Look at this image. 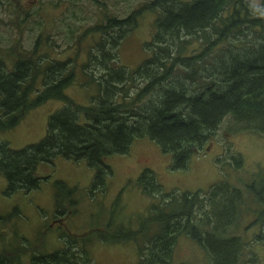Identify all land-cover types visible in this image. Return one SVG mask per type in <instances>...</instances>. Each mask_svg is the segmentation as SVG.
<instances>
[{"label":"trees","instance_id":"obj_1","mask_svg":"<svg viewBox=\"0 0 264 264\" xmlns=\"http://www.w3.org/2000/svg\"><path fill=\"white\" fill-rule=\"evenodd\" d=\"M148 13L154 15L148 53L129 70L103 38L112 37L118 44L117 38L134 30L138 18ZM17 23L13 25L22 33L25 18ZM50 32L40 33L30 51L21 49L19 41L5 51L8 61L16 55L12 67L0 59V132L16 128L28 112L48 102L61 105L50 114L40 142L20 149L0 142V174L7 195L40 189L44 179L37 174L38 166L53 165L57 157L85 161L94 170L91 197L104 193L112 175L109 158L127 154L141 139L170 154L172 170H185L230 116L236 132L264 136V0H147L125 19L104 15L85 29L77 43L85 55L87 43L80 44L92 33L97 38L80 63L79 47L66 60L52 56ZM71 86L93 87L96 93L89 102H79L67 94ZM230 160L236 170L242 168L241 156L231 155ZM250 183L245 191L226 182L205 192L166 191L153 171L143 169L136 184L150 204L136 227L115 225L110 219L78 235L61 226L76 214L80 189L55 180L54 217H66L56 224L63 246L55 249L51 237L46 241L51 221L43 222L33 243L4 229L19 214L14 210L0 218V264H22L27 255L31 264H93L88 247L92 240L134 242L137 264H179L176 251L182 236L208 260L200 264H254L243 260L246 243L236 230L248 217L252 221L244 231L258 225L259 233L251 238L264 241V179L261 185ZM118 203L119 196L111 211Z\"/></svg>","mask_w":264,"mask_h":264},{"label":"rangeland","instance_id":"obj_2","mask_svg":"<svg viewBox=\"0 0 264 264\" xmlns=\"http://www.w3.org/2000/svg\"><path fill=\"white\" fill-rule=\"evenodd\" d=\"M98 1L104 4L106 10L92 0H61V3L59 0H0V59L3 58V62L8 67H12L16 55L8 56L10 62L3 55L5 51L15 49L18 41L21 49L30 51L39 34H45L51 30L52 56L66 60L73 57L78 49L79 35L81 36L85 29L92 27L100 17L102 19L104 15H108L125 19L134 8L147 0ZM254 2L255 0H250V3ZM57 3L60 4L55 7ZM24 18L25 23L20 24L23 32L19 33V28L17 30L14 25ZM153 18L154 15L151 13L145 14L142 18L139 17L134 30L117 38L118 44L112 37L103 38L106 44H110L108 46L110 50L118 51L121 64L129 70H134L142 62L145 52L148 53L145 48L146 42L153 34ZM69 36L73 38L67 43ZM96 38L97 34L92 33L86 39L87 42H82L80 46L83 47L87 43L86 47L89 49ZM44 48L49 49V46L44 45ZM80 48L79 55L76 57L78 63L83 62L84 56L87 57V48L86 55L84 49L81 52ZM78 82L79 80L76 81L77 85ZM94 92L93 87L71 86L67 89V94L79 102H89ZM60 106L59 103L51 101L28 112L16 128L0 132V142H8L14 149L40 142L46 133L50 114ZM229 119L232 120L231 116L224 120L215 138L212 139V144H208L204 151L194 156L185 170H172L171 155L164 154L155 143L146 139L135 141L127 154L113 155L109 158L107 163L112 169V175L107 179L106 190L92 197L90 188L94 170L85 161L75 162L57 157L53 165H39L37 174L44 180L41 182L40 189L29 193L18 191L12 195L5 194L7 184L4 176L0 174V218L10 216L14 210L19 211V214L12 216L8 225L3 228L15 230L20 236L33 243L42 230L43 222L51 221L49 225L52 224V228L45 234L46 241L51 237L55 249L61 248L63 240L59 236L60 230L56 224L61 225L66 217H54L53 183L55 180H64L70 185H77L80 189V201L76 214L61 226V228L67 226L71 233L78 235L110 219L115 225L136 227L137 221L146 216L150 204V200L141 193L136 184L143 169L153 171L166 191L175 189L179 192L197 190L205 192L209 186L218 182H226L240 191H245L252 180L261 185L264 179V136L242 130L236 132L234 123H229ZM220 150L222 155L217 156ZM231 155L241 156L243 160L241 169L236 170L230 165ZM118 196L119 203L111 211ZM249 203L251 204L252 201L250 200ZM254 206L258 209L257 205ZM250 217L252 218L251 215ZM247 218H244V221H241L243 223L236 229L242 241L246 243L241 253L242 258L247 261L251 259L254 264H264V241H255L251 238L252 235L259 233V226L255 225L244 231L251 220ZM6 230L4 231L8 234ZM88 247L93 264L138 263V250L134 242L105 244L99 240H92ZM176 256V263L179 264L185 262L200 264V262L208 261L202 258L197 245L185 236H182L177 243ZM22 264H31L29 255L23 258Z\"/></svg>","mask_w":264,"mask_h":264}]
</instances>
